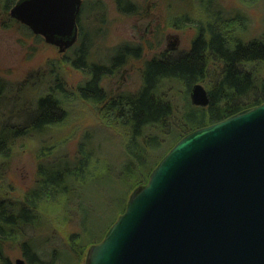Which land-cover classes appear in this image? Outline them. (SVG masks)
Returning a JSON list of instances; mask_svg holds the SVG:
<instances>
[{
	"label": "trees",
	"instance_id": "16d2710c",
	"mask_svg": "<svg viewBox=\"0 0 264 264\" xmlns=\"http://www.w3.org/2000/svg\"><path fill=\"white\" fill-rule=\"evenodd\" d=\"M17 1L0 0V7L8 14ZM116 1L122 11L133 8L129 0ZM204 1L208 13L204 20L196 21L190 50L165 51L146 61L142 85L133 93L114 95L107 92L102 83L128 59L139 57L141 49L121 46L109 62L89 63L91 42L78 18L79 41L72 48L71 59L66 56L65 61L89 73V78L76 87L77 98L94 105L98 117L124 138L127 158L116 172L112 162L103 158L94 132H83L72 157L60 150L57 140L47 136L70 115V98L75 97L62 76L54 72L53 66L39 73L46 78L44 90L34 106L28 104L29 113L25 119L8 115L5 107L0 108V180L4 178V165L12 158L18 140L46 134L40 141L33 186L22 198L0 196V264H16L5 253L6 243L16 240L27 264H60L61 246L53 245L51 235L46 236L44 245H37L35 232L52 228L53 221L63 225L77 220L78 215L84 221L83 226L80 224L77 231L68 234L66 246L72 253L80 254L83 247L104 238L109 227L124 212L131 192L148 181L152 170L183 136L264 102V37L246 40L229 27L231 21H238L237 17L226 15L217 6V0ZM183 18L191 20L187 15ZM8 19L17 22L14 17ZM19 25L30 34L42 36L22 22ZM31 79L29 77L16 88L22 90ZM197 82L204 83L209 92L210 102L206 106L191 101L190 91ZM8 88L0 79V99L7 97ZM170 144L171 148L152 164L149 152ZM99 175H111L115 182H128L123 207L105 224L101 221L103 212L93 204L87 205L82 192ZM56 204L62 206L63 219L50 214L48 207ZM87 212L88 229L85 227ZM47 245H52L50 250L44 249Z\"/></svg>",
	"mask_w": 264,
	"mask_h": 264
},
{
	"label": "water",
	"instance_id": "95a60500",
	"mask_svg": "<svg viewBox=\"0 0 264 264\" xmlns=\"http://www.w3.org/2000/svg\"><path fill=\"white\" fill-rule=\"evenodd\" d=\"M81 7L18 0L10 14L63 52L77 40ZM190 96L210 102L201 83ZM85 264H264V102L176 142Z\"/></svg>",
	"mask_w": 264,
	"mask_h": 264
},
{
	"label": "rangeland",
	"instance_id": "374dc122",
	"mask_svg": "<svg viewBox=\"0 0 264 264\" xmlns=\"http://www.w3.org/2000/svg\"><path fill=\"white\" fill-rule=\"evenodd\" d=\"M129 1L133 8L122 11L116 0H82L79 13V25L88 32L91 42L89 63L109 62L121 46L141 49L139 57L128 59L123 66L117 67L112 75L104 79V89L114 95L136 92L142 85L144 65L151 58L165 51L178 53L190 50L196 33V21L204 20L208 13V5L204 0ZM216 4L226 15L238 18V21L233 20L229 25L235 33L242 35L246 40L264 37V0H217ZM186 15L190 16L191 20L186 21L183 18ZM10 17H13L10 12L7 14L0 7V79L10 88L7 97L0 99V108L5 107L8 115L25 119L29 113L28 104L32 103L34 106L38 95L44 90L46 78L39 73L46 72L53 66L54 72L62 76L74 95L77 85L87 80L89 73L75 68L70 61H65L66 56L70 58L73 55L72 48L79 41V28L76 42L61 52L58 46L46 42L43 36L30 34L19 25L21 22L18 19L17 22H12L8 19ZM29 77L32 79L22 90L16 88ZM197 83L203 84L207 89L204 83ZM77 97L75 95L70 98V115L57 124L51 135L47 136L57 140L61 147L59 149L68 152L72 157L83 132H94L103 158L112 162L116 172L117 167L127 158L123 146L124 138L98 117L93 109L94 105ZM45 136L46 134H34L18 140L12 158L4 165L5 175L0 180V196L22 198L33 186L39 161V145ZM126 138L129 140L128 136ZM172 144L163 145L159 151H150L152 164L156 163ZM127 190L128 182H115L111 175H99L98 179L90 181L82 192L87 205L93 204L103 212L101 221L105 224L123 207ZM48 209L54 217H65L62 206L50 205ZM86 215L85 227L88 229V212ZM83 223L79 215L77 220L68 221L63 225L53 221L52 228H41L35 232V243L44 245L46 236L51 235L53 245L62 248L60 264H85L88 246L83 247L84 251L80 254L72 253L66 246L69 244L68 234L77 231L78 226H83ZM50 247L52 245H47L44 249L50 250ZM5 253L14 262L17 258L25 260L17 240L6 243Z\"/></svg>",
	"mask_w": 264,
	"mask_h": 264
}]
</instances>
